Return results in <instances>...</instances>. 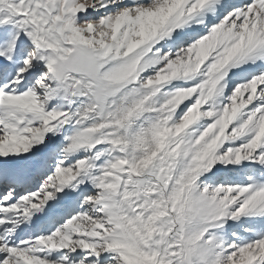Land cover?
Listing matches in <instances>:
<instances>
[{"label": "snow or ice", "instance_id": "6c2138e0", "mask_svg": "<svg viewBox=\"0 0 264 264\" xmlns=\"http://www.w3.org/2000/svg\"><path fill=\"white\" fill-rule=\"evenodd\" d=\"M0 264H264V0H0Z\"/></svg>", "mask_w": 264, "mask_h": 264}]
</instances>
